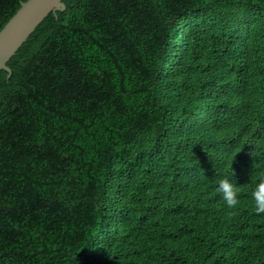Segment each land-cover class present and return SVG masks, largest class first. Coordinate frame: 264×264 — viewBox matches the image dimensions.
<instances>
[{"label": "trees", "instance_id": "obj_1", "mask_svg": "<svg viewBox=\"0 0 264 264\" xmlns=\"http://www.w3.org/2000/svg\"><path fill=\"white\" fill-rule=\"evenodd\" d=\"M62 2L0 70V264H264V0Z\"/></svg>", "mask_w": 264, "mask_h": 264}, {"label": "water", "instance_id": "obj_2", "mask_svg": "<svg viewBox=\"0 0 264 264\" xmlns=\"http://www.w3.org/2000/svg\"><path fill=\"white\" fill-rule=\"evenodd\" d=\"M65 8L62 0H27L0 30V70L10 72L7 62L50 13Z\"/></svg>", "mask_w": 264, "mask_h": 264}, {"label": "clouds", "instance_id": "obj_3", "mask_svg": "<svg viewBox=\"0 0 264 264\" xmlns=\"http://www.w3.org/2000/svg\"><path fill=\"white\" fill-rule=\"evenodd\" d=\"M233 176V169L231 168V171H229L225 168L216 184V191L221 195L228 208H236L240 203L238 199L240 189L233 179ZM252 179L254 184L251 189V199L255 212L257 214H264V173L253 174Z\"/></svg>", "mask_w": 264, "mask_h": 264}]
</instances>
